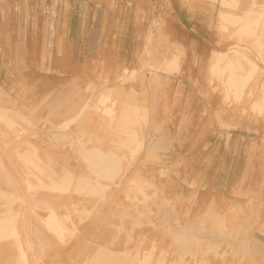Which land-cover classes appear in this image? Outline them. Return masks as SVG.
<instances>
[{
	"label": "rangeland",
	"instance_id": "obj_1",
	"mask_svg": "<svg viewBox=\"0 0 264 264\" xmlns=\"http://www.w3.org/2000/svg\"><path fill=\"white\" fill-rule=\"evenodd\" d=\"M141 1L133 21L128 15L114 19L118 27L111 29L106 20H86V36L85 27L83 35H78L76 20L16 16L6 21L7 33L0 36V110L14 123L0 120V131L8 135H0V164L8 171L5 174L0 167V184L5 185H0V191L22 198L11 207L19 213L17 227L28 262L264 264L263 254L250 241L260 228L264 236V115L251 111L247 98L225 102L218 81L213 80L214 93L208 83L213 52H225L226 44L235 42L218 31L224 25L219 13L227 9L222 0L215 4L207 0ZM37 10L30 0H0L2 14ZM127 23H133L135 32L132 26L125 28ZM159 33L165 35L162 45L154 41L150 47L157 45L158 49L145 55L147 37ZM170 42L182 50L180 67L170 75L160 71L157 81L149 65L162 64L159 56ZM242 43L247 54L259 61L250 40ZM26 46L37 50L26 51ZM124 67L128 72L136 70L137 77L123 73ZM120 77L125 81H119ZM102 88L123 91L112 102L113 131L93 111L66 133L56 129L59 118L50 110L58 98L66 96L69 103L93 102ZM191 94L196 99H182ZM133 111L143 114L139 123L127 125L145 137V146L135 154L132 150L137 147L117 150L123 173L101 195L75 186L66 193L26 189L22 164L13 155L16 144L25 148V141L33 143L47 170H55V177L65 169L75 176H89L79 143L98 135L102 139L91 145L101 143L106 149L118 142L122 118ZM14 130L21 134L17 142ZM162 137L166 146H154ZM213 169L217 182L207 185V173L213 177ZM133 179L144 186V180L154 185L145 188L146 199L131 185ZM6 202L0 194V217L8 210ZM50 209L73 234L66 232L59 239L46 228L43 219ZM206 215L221 217L225 227L220 245L212 249L208 248L211 235L183 236L197 230L209 233L212 223ZM237 229L240 233L233 235ZM243 243L248 251L241 250ZM101 248L104 252H97ZM0 252V264H17L14 241L0 242Z\"/></svg>",
	"mask_w": 264,
	"mask_h": 264
},
{
	"label": "bare ground",
	"instance_id": "obj_2",
	"mask_svg": "<svg viewBox=\"0 0 264 264\" xmlns=\"http://www.w3.org/2000/svg\"><path fill=\"white\" fill-rule=\"evenodd\" d=\"M207 1L212 4L216 3L215 0ZM221 5L227 10L219 13V19L224 25L223 29L218 31L221 34H226L227 41L233 40L235 42L226 44V46L229 47L225 52H213V60L208 69V83L211 87V92L214 93L216 91L217 87H214L213 80H217L220 91L223 94V100L225 102L229 100L239 102L240 100L242 101L243 98H247L250 100L248 103H250L251 111L258 115H264V80L261 79V77L264 76V70L263 67L261 68L258 64L260 62L264 66V56L261 53L264 51V0H222ZM163 37H165V35H162L161 33L157 34L156 37L149 35L147 37L148 46H146L144 49V54L153 55L155 50L158 48H155L157 45H154L155 49L151 48L150 45L154 41H158L160 43L161 40L163 41ZM165 39L166 38H164V40ZM244 39L247 41L250 40V42L257 49L258 54L256 56L259 61H255V58L247 54L246 50L242 47V42ZM174 44L175 43L170 42V44L167 45L168 48L166 52L162 53V55L159 53L160 58L158 60L162 62V64L153 62L151 65H149V69L154 72L153 75L155 74L156 77H158L156 79L157 81L160 80V71L170 75L176 72L180 67L182 50L180 46ZM160 45H162V43H160ZM123 73H130L132 78L137 77L136 70L128 72L126 68H123ZM124 79V77H120L119 81L124 82ZM95 88L99 89L100 86ZM122 92V90L110 91L108 89L104 90V88H102L93 102L88 100L83 104L77 102L69 103V100L65 99L66 96L58 98L52 104L50 110L51 114H54L59 118L56 129L66 133L71 129L72 125L78 124L80 121H82V118L85 115L90 116V112L92 113L93 111V114L98 116L100 123L104 127L107 126L109 130L113 131L111 129V124L113 121L114 103L112 102L116 101L117 98L123 94ZM47 98L48 97H45L44 100ZM43 101H41L40 104ZM131 104H133V102H131ZM234 105L236 106V104ZM142 114L143 112L140 111L125 113V116L122 118V125L120 126L116 136L118 142L108 145L106 149L103 148L101 143H92L93 145H91V141L102 139V137L99 135L87 136L86 142L82 141L79 143V152L86 164V170L89 173V176H75V173L72 170L65 169L62 176L55 177V170L51 169L50 172L47 170V165L41 160L39 156V149L33 143L30 141H25V148H18V145L16 144L13 150V155L17 157V160L22 164L21 172L22 177L24 178V185L26 189L28 191L46 189L57 193H66L69 192L72 186H75L76 189L79 188L81 190L89 191L93 194L101 195L103 191L106 190L111 184H114L115 180L123 173L122 157L117 150L124 147H137L136 149L132 150V154H135L145 146V137L143 135H139L137 131L132 130L134 127H128L127 125L128 122L133 124L139 123V115ZM186 119L187 117L185 116L182 119V122H185ZM0 120L8 122L11 125L14 123L12 119L7 118L6 112L1 110ZM140 120H144V117H142ZM84 130L87 131L86 128H84ZM103 130L104 129L101 128V131ZM16 131L17 130H14V135L17 142V140L20 139L19 137L21 134H18ZM0 135L5 137L7 134L0 131ZM159 141L160 143H157L154 146H166V138L162 137ZM47 158L49 157L47 156ZM49 160L51 161L52 159ZM2 164H0L2 171L7 174L8 171ZM44 177L48 178L49 180L45 181ZM31 179H34L35 182L33 180L31 181ZM131 181V185L142 195L144 199L148 197L147 193L145 192V188L154 186L148 180H144L146 186L134 182V179ZM8 182H10V184L12 183L11 180ZM10 184H8L9 188ZM3 186L5 187V185ZM3 186L2 188H4ZM7 190L10 191V189ZM0 194L4 197V199L7 200L6 204L8 205V210L0 217V242L8 240L14 241V246H16L18 252L17 264H29L17 227V218L19 213L13 210L11 207L12 202L22 201V198L19 196L10 195L3 191H0ZM248 196L252 200V197L250 195ZM247 209L248 212H250V207H247ZM205 217L212 223V225H210L211 230H209V233L197 230L191 234L183 233V236L191 238L197 235H211L212 238L209 241L210 247L208 248L212 249L214 246L218 247L220 245V239L224 237V222L221 217L218 219H210L208 215ZM43 221L46 228L55 234L59 239H63L66 232L73 234V230L68 231V229H66L64 226V219L59 216L55 210L50 209L48 215L45 217V219H43ZM261 231L262 228L257 231L259 232V235L257 236L256 232L253 234V237L250 241L251 244H253L252 246L254 249L264 256V236L260 234ZM239 233L240 232L237 229L236 231L234 230L233 235H238ZM37 235L38 234H36V236ZM240 246L242 251H248L247 244L243 243ZM97 252L103 253L104 250L101 248L100 250L98 249ZM258 264L263 263L260 261Z\"/></svg>",
	"mask_w": 264,
	"mask_h": 264
},
{
	"label": "crops",
	"instance_id": "obj_3",
	"mask_svg": "<svg viewBox=\"0 0 264 264\" xmlns=\"http://www.w3.org/2000/svg\"><path fill=\"white\" fill-rule=\"evenodd\" d=\"M24 2V0H20ZM32 4H36L37 11H31L28 13L14 12V13H4L0 12V36L6 35L8 30V24L6 21L16 18H28V19H40V20H76L78 24L76 27L79 30V36L83 35L81 29L84 28V35L86 36V20H106L110 21V28H115L120 26L115 20L123 18L125 16H130L132 21L136 13V7L142 5L141 0H30ZM131 3V4H130ZM57 6V7H56ZM56 7V8H55ZM27 16V17H26ZM115 19V20H114ZM134 23V22H133ZM133 23H127L125 28L129 29V26L133 27ZM136 28H131L132 32H135ZM112 33V32H111ZM83 42V41H82ZM80 48L81 41H79ZM33 45V43L31 44ZM23 50V49H22ZM26 51L37 50L34 47H25ZM76 50V49H73ZM83 50V49H81ZM125 68V67H124ZM182 99L191 101L196 99L192 97H182ZM214 175L207 173V185L211 182L213 185L216 184L218 176L216 175V169L214 170ZM204 177H202L203 180Z\"/></svg>",
	"mask_w": 264,
	"mask_h": 264
}]
</instances>
